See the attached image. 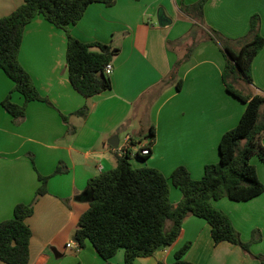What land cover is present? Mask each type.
Here are the masks:
<instances>
[{
  "label": "crops",
  "instance_id": "0c3cea01",
  "mask_svg": "<svg viewBox=\"0 0 264 264\" xmlns=\"http://www.w3.org/2000/svg\"><path fill=\"white\" fill-rule=\"evenodd\" d=\"M196 1L115 0L111 6L88 5L68 26L69 33L82 42L97 41L116 49L110 61L111 88L90 98L69 81L67 32L42 15L25 26L18 60L52 106L29 101L23 119L14 124L1 101L8 93L17 104L24 100L0 68V222L12 216L16 204L32 203L33 214L26 219L31 229L28 264H123L122 249L105 260L90 241L79 247L75 240L79 217L89 206V179L114 168L120 156L109 143L112 136L118 137L120 146L127 134L144 145L152 131L151 152L137 167H153L166 178L182 165L199 179L206 164L219 161L221 136L238 123L245 103L227 92L222 79L225 57L208 33L218 31L236 50L248 32L250 17L257 14L264 37V0H207L203 22L191 33L195 20L182 5ZM22 2L0 0V18ZM241 80L234 87L244 94H264V46L253 59L247 92L239 88ZM84 106L85 116L72 114ZM60 113L68 116L67 123ZM260 142L264 146V135ZM251 162L264 184V164L256 156ZM58 165L62 172L53 174ZM38 174L50 176L47 192L40 195ZM181 197L170 184L173 206ZM212 204L229 217L244 242L256 238L250 252L228 241L215 243L211 226L189 214L171 245L134 264L171 263L174 252L187 242L191 244L184 258L193 264H260L254 255L264 253V191L246 201L223 197Z\"/></svg>",
  "mask_w": 264,
  "mask_h": 264
},
{
  "label": "trees",
  "instance_id": "16d2710c",
  "mask_svg": "<svg viewBox=\"0 0 264 264\" xmlns=\"http://www.w3.org/2000/svg\"><path fill=\"white\" fill-rule=\"evenodd\" d=\"M206 1L182 5L183 11L195 20L191 33L203 22ZM95 2L111 6L115 0H23L10 14L0 18V68L13 81V90L21 94L24 100L23 104H17L8 93L1 101L14 124H19L23 119L29 101L38 100L52 106L38 92L18 60L24 28L36 15H42L48 22L67 32L66 62L69 81L74 89L90 98L111 88V77L104 73V66L111 61L116 49L97 41L82 42L68 31V26L75 24L87 6ZM259 22V15L250 17L248 32L239 40L241 45L236 50L218 31L210 29L208 33L221 46L225 57L222 79L227 92L245 103L238 123L221 136L219 161L206 164L199 179L192 178L182 165L166 178L153 167H134L127 157L118 156L114 168L89 179L87 183L89 206L79 217L75 232L79 247L88 240L105 260L122 249L123 264H134L137 258L149 257L157 249L171 245L178 237L185 217L192 214L203 218L211 226L215 243L228 241L250 252V244L256 238L244 242L229 217L215 208L212 201L223 197L246 201L264 191V184L251 162V158L256 156L264 164V146L260 142L264 135V119L261 120L264 94L248 95L234 87L239 79L252 83V62L264 46ZM178 82L177 88H180L181 80ZM87 113L88 108L84 106L72 114L85 116ZM60 115L67 123L68 116ZM153 135L151 131L148 136L153 138ZM146 157L138 155L137 159L144 160ZM60 172L62 168L58 165L53 174ZM49 177L38 174L40 184L36 195L47 192ZM170 184L182 194L176 206L170 201ZM32 214L31 202L18 203L13 208L12 216L0 222L1 261L28 264L31 229L26 219ZM167 222L170 223L168 227ZM190 244L184 243L176 250L174 261L168 264H193L184 258ZM254 257L264 264V253Z\"/></svg>",
  "mask_w": 264,
  "mask_h": 264
},
{
  "label": "built area",
  "instance_id": "2783aa9c",
  "mask_svg": "<svg viewBox=\"0 0 264 264\" xmlns=\"http://www.w3.org/2000/svg\"><path fill=\"white\" fill-rule=\"evenodd\" d=\"M113 72V65L112 63H107L104 66V73L107 75H111ZM152 137H149V142L144 145H139L135 142L132 138V135L127 134L124 139L123 145H117L116 147H112L117 154L122 157H127L130 159H137V156H147L151 152V145H152ZM72 243H68L67 247H72Z\"/></svg>",
  "mask_w": 264,
  "mask_h": 264
},
{
  "label": "rangeland",
  "instance_id": "374dc122",
  "mask_svg": "<svg viewBox=\"0 0 264 264\" xmlns=\"http://www.w3.org/2000/svg\"><path fill=\"white\" fill-rule=\"evenodd\" d=\"M241 82H242V84H241V83L238 84L239 88H240L242 91L247 92V84H246V82H245L243 79L241 80ZM139 161H143V160L130 159V163H131L134 167H137V162H139ZM168 226H169V222H167V224H166V227H168Z\"/></svg>",
  "mask_w": 264,
  "mask_h": 264
},
{
  "label": "water",
  "instance_id": "95a60500",
  "mask_svg": "<svg viewBox=\"0 0 264 264\" xmlns=\"http://www.w3.org/2000/svg\"><path fill=\"white\" fill-rule=\"evenodd\" d=\"M158 19H159V23H161V17L158 15ZM118 137L117 136H112L110 139H109V143L113 146V147H116L118 145ZM77 241V239H75Z\"/></svg>",
  "mask_w": 264,
  "mask_h": 264
}]
</instances>
